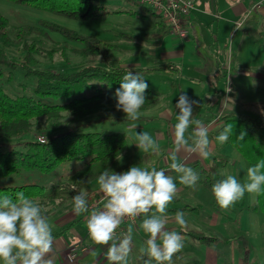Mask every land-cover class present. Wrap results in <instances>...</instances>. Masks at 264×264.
<instances>
[{
  "label": "rangeland",
  "instance_id": "1",
  "mask_svg": "<svg viewBox=\"0 0 264 264\" xmlns=\"http://www.w3.org/2000/svg\"><path fill=\"white\" fill-rule=\"evenodd\" d=\"M195 1L199 2V6L203 10L207 9L209 12H216L217 10L215 0ZM97 3L103 8V10H106L108 12L106 15H98L87 20H79L29 6L18 5V3L15 4L6 0H0V14L5 16L7 19L10 36L9 41H7L6 43L0 40V50H3L7 54V56L12 59H15L21 63L24 62L31 68L38 69H50L69 72L84 65L93 63L100 64L103 62L101 56H88L78 52L80 44L73 41H67L66 38L59 32L46 30V28H34L32 32L28 30L30 26L39 27L38 22L40 20L49 21L63 26L67 29L73 30L81 35L96 36L98 37V39L105 40V43L114 45V49L108 52V61L105 63L115 66L120 63L119 58L123 59L125 57H128V61L130 63H133V65H129L128 69L141 72L143 74V77L147 80L149 87L154 90L156 88L154 70H142L138 68H140V66H154L155 61L152 57L145 53L146 50L144 52L142 47L146 45H153L155 43V39L152 36L155 34V19H158V17L152 14H148L147 12L142 11V9L140 10L138 8L139 4L134 0H97ZM219 3L221 7H226L223 4V0H219ZM138 10L141 12H137L136 15L132 14V12ZM219 12L221 13L223 11ZM141 13L144 14V16L141 15ZM207 17V22L212 23L216 21V18L210 16ZM159 19L161 20L160 17ZM165 27L167 33H170L166 26V23ZM20 34L21 36H23L21 39L18 38V35ZM174 36L168 35L165 39L167 41L166 43L170 44V42H172L173 44H179V46L183 44L182 42H180V40H176L177 36ZM24 43L28 45L29 49L31 47L30 57H32L33 60L30 62L26 58L28 52H26L23 48ZM132 45L134 49H141V53H133L130 54V56L125 54L127 53V51H123L125 47ZM263 53L264 50L252 48L248 54L240 55L239 61L256 63V65H259L260 62L264 61V56L262 55ZM237 59L235 60L237 61ZM260 59L261 61H259ZM235 60L233 58L232 62L234 63ZM250 68L252 67H247V72H250V70H254ZM4 69V76L0 80V84L8 96L15 97L20 95H34L33 88L35 85V77H26L23 70L20 68L11 70L8 68L6 69L5 67ZM9 72L11 73V79H9L8 76ZM214 82H216L217 84H212V86L215 88V91L222 92L224 89V87H221L222 82L220 80ZM262 83L263 85L260 84V86L256 87L248 85H245L243 87L244 90H252V92L259 90L261 94L264 90V82ZM184 86V83H182V87ZM195 91L196 89H193V92ZM220 94L214 96V100L217 101L218 104L215 105V109L214 111H212L213 113L210 112L211 115L220 113V108L222 105V96H220ZM42 101L51 104L64 103L69 101V99L64 97H60L57 99L45 98ZM233 101L236 102V100ZM233 101L231 100L229 103H232ZM211 105L212 104H210V106ZM237 108V112L233 111L229 113V111L226 110L223 116L226 114L235 113V115L264 117V101L260 100L257 102L254 101L253 103H241L237 106ZM97 115L98 116H92L89 119L87 118L83 120L82 122L78 123L77 126H73L67 123L65 117L61 118L59 121H53L52 119H48L44 116L37 117L32 120L33 126L30 133L18 139L0 138V143L3 150L15 148L20 151H25L26 148L24 146V143L26 141L37 140L41 142L40 139L45 141L47 138H49V136H52L53 134L59 133L62 130L72 129L74 127H77L84 132H122L125 134L126 146L125 150L120 154L119 157H117V160L113 164V169L117 168L120 165L124 166V171L128 170L131 166L134 165H139L141 167H155L157 169L164 168L169 175L173 176V178L177 177L178 173L173 171L172 169H169L168 165L165 164L166 158L169 162L171 158L170 153L172 151L169 153V151L165 152L163 150L162 145H167L169 142H167V140H165V142L159 140L157 132L158 130H160V127L158 126V122H152L149 117L144 116L141 113L139 120L136 122L138 124V127L136 129L137 132H148L159 144L161 154L159 156H156L152 153H144L143 150H139L138 147L133 144L135 142V134L134 132H129L128 122L125 120V114L123 112L106 111L100 114L98 113ZM200 120L203 121L204 118H200ZM192 131V133H194V128L192 129ZM188 133L189 135H191V132L189 130ZM168 137L170 136H167L166 133L163 135L164 139ZM208 137L210 140V131H208ZM169 145L171 146L173 144L169 143L168 146ZM172 148L173 146L170 149ZM216 154H218V156H222L223 154V156H225V158L227 159L226 162L223 160V162L217 163V174L219 176L224 177L222 173L232 174L236 175L237 178L241 180V182L247 180V168L249 165H247L241 154L237 153V151L230 143L220 145L216 150ZM88 159L89 158L62 162L53 171H51V173H43L37 170H20L9 176L0 177V187L20 186L31 183L42 185L47 188H52L53 186L65 187L64 183L67 178L70 175L76 174L88 162ZM210 161L211 160L208 159L206 163H209ZM201 163L203 165H198V170L202 166H205L204 162L201 161ZM196 187V185L193 186L194 189H196ZM177 189L179 190V186L177 187ZM199 189L200 190L197 191V194L199 198H201V205L197 210H186L184 209V206L180 208L181 205L187 204L190 201L177 203L178 201L173 200V202L167 209L168 217H174L177 211H182L184 214L188 215L187 219H192V221H187L185 227L200 228L208 235H216L224 238V240L226 241H224L223 243H220L218 245L213 244L210 246V249L215 252L214 260H217V264H242V256L239 252V249L237 248V246H235L234 243V239H236L240 234L245 235L248 239V249L250 251V254L249 257L245 258L246 264H264V219L259 212L253 210V206L256 204V194L246 193L241 200L237 201L236 204H233L229 208L225 209L220 206H216L214 200L215 197L209 191H207L202 186H200ZM90 194L91 191H89L87 198L90 196ZM182 198L184 200H187L184 195H182ZM37 201L40 202L39 205L41 206L42 210L46 211L49 214L47 219L52 227L53 233L61 231V227L68 224L69 221L67 220L62 224H57L56 221L57 219H59L62 213L70 207V202L73 201L68 200L66 202V200L60 201V199H39ZM189 205L193 206L192 204ZM154 211L155 209L150 210L149 215ZM169 214H172V216ZM144 218L145 215L143 214L141 220H138L137 224L134 227H130L134 234H132L131 253L128 257L129 264L135 263V257L139 252L142 251V249L146 251V245L144 242L146 241L148 236L145 234L141 227ZM86 219L87 214L83 215L82 217V220L86 221ZM212 221H215V225L213 227L207 228V226H209ZM173 225L175 227H172V229L170 230L179 232L181 226H177L174 223ZM79 228H81V226H79ZM64 233L60 234L62 235L61 237L60 235L54 236L53 249L57 248V237L64 240L69 236V233ZM200 246V251L183 246L181 254L183 255V262L185 264H197L194 263L196 259H199L201 261V263L198 264H204L202 260L205 259V248L207 247L204 245ZM104 255L107 257V252H105ZM148 258L150 259V257ZM172 264H174L173 261Z\"/></svg>",
  "mask_w": 264,
  "mask_h": 264
},
{
  "label": "trees",
  "instance_id": "2",
  "mask_svg": "<svg viewBox=\"0 0 264 264\" xmlns=\"http://www.w3.org/2000/svg\"><path fill=\"white\" fill-rule=\"evenodd\" d=\"M6 1L79 20H87L98 15L104 16L108 13L98 5L97 0ZM138 8L156 16L149 7L139 4ZM137 12L141 11H134L132 14L136 15ZM141 15L144 16L142 13ZM156 24L158 26L156 34L165 35L167 32L165 23L158 18ZM38 26H30L28 30L32 32L34 28H46V30L59 32L67 41L80 44L78 52L88 56H101L103 62L84 65L69 72L38 69L10 58L3 50H0V80L4 76L5 67L11 70L20 68L26 77H35L34 95L11 97L7 95L0 84V138H22L31 132L32 120L41 116L53 121H59L65 117L67 123L77 126L78 123L98 113L122 112L117 109L113 94L119 87L127 69L119 66L112 67L105 63L108 61V52L114 49V45L107 44L104 42L105 40L98 39L96 36L81 35L49 21L40 20ZM155 36L154 34L152 37L155 39ZM22 37L21 34L18 35L19 39ZM9 39L7 19L0 14V40L6 43ZM23 48L28 52L27 60L32 61L31 47L29 49L28 45L24 43ZM8 76L11 79L10 72ZM60 97L68 98L69 101L51 104L42 101L45 98L57 99ZM158 101L157 94L148 88L146 101L140 112L154 106ZM220 121L221 125L216 133L219 135L228 124L233 126V135L230 136L228 143L237 153L241 154L249 165L248 167L264 159L263 116L251 117L234 113L221 116ZM242 131L246 132V135L244 140L240 141L236 137ZM24 146L25 151L15 148L3 150L0 143V177L9 176L20 170L51 173L62 162L89 158L88 162L76 174L67 178L64 183L65 187L47 188L35 183L0 187V193L12 196H15L18 191H23L27 197L34 199L38 204H40L37 201L39 199L73 201V197L81 191L88 195L89 184L97 180L98 175L106 168L117 173L124 171L122 166L113 169V164L126 146L125 134L122 132H84L74 127L49 136L44 142L26 141ZM202 175L203 185L212 194L213 185L223 179L217 176L216 165L211 164L204 167ZM215 203L217 204L216 200ZM253 210L259 212L264 219V194L256 195V204L253 206ZM43 212L48 217L49 214L46 211ZM185 234L193 241L206 246L226 241L218 236L207 235L203 231L195 229H189ZM234 243L242 256V264H246L245 258L250 254L247 237L240 234L234 239ZM148 257L146 252H141L136 255L134 264H148L150 260ZM151 264H155V261L152 260Z\"/></svg>",
  "mask_w": 264,
  "mask_h": 264
},
{
  "label": "clouds",
  "instance_id": "3",
  "mask_svg": "<svg viewBox=\"0 0 264 264\" xmlns=\"http://www.w3.org/2000/svg\"><path fill=\"white\" fill-rule=\"evenodd\" d=\"M148 88L143 74L129 69L113 95L117 109L125 114L129 132L135 134L133 144L144 153L159 156L161 152L157 141L148 132L136 131V122L145 104ZM197 106L198 101L186 93L179 95L175 103L178 110V122L174 125L176 148L170 153L172 162L168 167L179 173V183L188 187L195 186L200 176L193 168L177 162V153L181 148H190L204 157L210 155L208 127L200 120L193 119ZM192 125H195L194 133L186 137ZM232 135L233 126L228 124L216 140L223 145ZM245 135L246 132L242 131L236 138L243 141ZM189 140L192 141L191 145ZM222 175L224 178L212 187V194L222 208H229L246 193L257 196L264 194V159L247 168V180L244 182L236 175ZM97 181L99 190L107 199L101 210L91 211L87 215V228L92 240L108 246V264H129L132 229L120 236L117 229L125 217L141 214L145 215L141 227L148 236L144 242L150 257L148 264L152 260L155 264H172L173 255L184 246L182 235L166 227L167 209L177 194V183L173 176L164 168L134 165L119 173L106 168L98 175ZM152 209L155 211L149 215ZM73 211L77 215L89 213L84 191L73 197ZM174 220L181 228L187 224L182 211L175 213ZM53 246L52 227L41 206L23 191L16 192L15 196L0 193V264H51L50 260H45V255L53 250Z\"/></svg>",
  "mask_w": 264,
  "mask_h": 264
},
{
  "label": "crops",
  "instance_id": "4",
  "mask_svg": "<svg viewBox=\"0 0 264 264\" xmlns=\"http://www.w3.org/2000/svg\"><path fill=\"white\" fill-rule=\"evenodd\" d=\"M193 1L195 9L186 19L189 36L184 40L176 37V40H180L184 45L181 44L179 46V44H173L172 42H170V44L166 43V37L168 35H174L169 32H166L165 35H157L156 32H158V26L155 24V43L153 45L142 47L144 52L146 50L145 53L155 61L154 66L145 67L139 65L140 68H138L142 70L151 69L155 72V91L150 87L149 89L157 94L159 101L153 107L141 111L140 113L149 117L152 122H158V126L160 127V130L157 132L159 140H162L163 142L167 140V142L173 144L171 146H168L169 143L167 145H162L165 152L169 151L170 153L176 148L174 125L178 122V110L175 108V103L178 100L179 95L182 93H186L191 99L198 101V106L194 108L193 119L200 120V118H204L203 121H200L208 127V131L211 133V139L209 140V156L204 157L199 151H192L190 148H181L177 153V162L184 163L186 166L193 168L199 176H201L196 184V189L179 183V173L177 177L174 178L177 187L179 186L174 201H178L177 203L190 201L187 204L180 206V208L184 206V209L186 210H197L200 207L201 198H199L197 194V191L200 190V186L209 191L201 181L203 178L202 169L208 165L215 164L217 174V163H221L223 160L225 162L227 161L223 154L222 156L216 154V150L220 146L216 140V137L218 136L216 131L221 125V116H223L226 110L229 111V113L233 111L237 112V106L241 103H253L254 101L257 102L260 100L264 101V90L260 94L259 90L252 92V90H244L243 87L245 85L252 87L260 86V84L263 85L264 61L260 62L259 65H256V63L239 61V56L248 54L252 48L264 50V4L257 8H252L254 0H223V4L226 7H221L219 0H215L217 10L216 12H209L206 8H204L206 10L201 9L199 2L195 0ZM219 11L223 12L220 13ZM207 16L216 18V21L212 23L207 22ZM155 22H157V18L155 19ZM136 50L138 49H134L132 45L125 47L123 51H127L125 54L129 56L133 53H141V49L138 51ZM262 55L264 56V53ZM233 58L234 60L238 59L233 63ZM119 60L120 63L118 65L109 66L124 67L128 71L129 65H133V63L128 61V57L123 59L119 58ZM259 61H261V59ZM247 67H252L250 69L254 70L247 72ZM217 80L222 82L221 87H224L222 92L215 91V88L212 86V84L217 85L216 82H214ZM182 83H184V87H182ZM228 86H232L231 91L227 90ZM193 89H196V91L193 92ZM218 94L222 96L220 113L215 112V115H211L210 112L214 111L215 105L218 104V102L214 100V96H217ZM231 100H236V102L233 101L232 103H229ZM210 104L212 105L210 106ZM93 116L98 115L96 114ZM193 128H195V126H190L188 130L191 132V135H189L187 131L186 137L193 135ZM165 133L170 137L164 139L163 135ZM191 144L192 141L189 140V145ZM172 146L173 148L170 149ZM208 159L211 161L206 163ZM201 161L205 163V166H202L198 170L197 166L203 165ZM171 162V158L169 162L167 158L165 159L166 165L169 166ZM120 166L124 168L123 165ZM217 176L219 175L217 174ZM88 188L91 193L98 190V181L95 180L91 182ZM182 195H184L187 200H184ZM70 204V207L67 208V210L64 211L56 221L57 224H62L67 220L69 221L68 224L62 226L61 231L53 233V236H59L66 231L69 233V236L64 240L57 237V248L53 249L50 253H47L45 255V260H50L51 264H107V257L104 253L108 251V246L97 244L89 237H85L86 221L82 220V217L85 214L77 215L73 211V202H70ZM189 204H192L193 206H190ZM216 206L219 205L216 204ZM86 214L89 215L90 212ZM169 215L172 216V214ZM142 216L143 214L141 217ZM141 217L139 218V221L141 220ZM187 218L188 215L185 214V219ZM186 221H192V219H187ZM173 223L179 226L175 222L173 216L168 217L166 227L169 230L172 229V227H175ZM211 224H209L207 228L213 227L215 221H212ZM79 226H81V228H79ZM128 229L129 227L124 226V233H127ZM189 229L203 230L196 227H183L179 230V233L183 237L184 246H186V248L190 247L200 251V245L203 244L193 241L185 234ZM132 234H134V232H132ZM61 236L62 235H60V237ZM80 239H82L88 246L86 251L78 253L74 260H69V246ZM211 245H204L207 247L205 248V259L202 260L204 264H217V260H214L215 252L210 249ZM181 250L173 255L172 261L174 264H185L183 262ZM194 263L198 264L201 263V261L196 259Z\"/></svg>",
  "mask_w": 264,
  "mask_h": 264
},
{
  "label": "built area",
  "instance_id": "5",
  "mask_svg": "<svg viewBox=\"0 0 264 264\" xmlns=\"http://www.w3.org/2000/svg\"><path fill=\"white\" fill-rule=\"evenodd\" d=\"M138 4L149 7L161 20H164L170 33L181 39L188 38V28L186 26V19L195 9L194 2L192 0H134ZM264 4V0H254L252 8H257ZM232 86H228L227 90L230 91ZM41 142L44 140L40 139ZM107 197L99 189L92 192L88 197L89 212L94 210H101L106 203ZM142 215V214H141ZM141 215L136 217H125L120 227L117 229V235L124 234V226L134 227ZM86 235L89 237L86 219ZM91 239V238H90ZM87 245L82 239L71 244L68 249V259L74 260L78 253L84 252L87 249Z\"/></svg>",
  "mask_w": 264,
  "mask_h": 264
}]
</instances>
